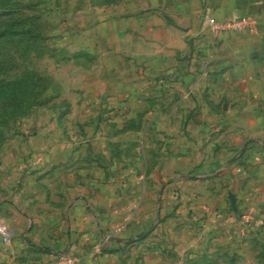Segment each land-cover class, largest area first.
<instances>
[{
  "label": "crops",
  "instance_id": "obj_1",
  "mask_svg": "<svg viewBox=\"0 0 264 264\" xmlns=\"http://www.w3.org/2000/svg\"><path fill=\"white\" fill-rule=\"evenodd\" d=\"M129 2L85 15L71 69L52 85L67 110L33 115L41 159H22L25 144L4 166L0 264L73 251L76 264H110L92 256L114 243L103 232L144 231L157 212L200 251L264 237V0ZM244 15L256 31L207 25Z\"/></svg>",
  "mask_w": 264,
  "mask_h": 264
},
{
  "label": "rangeland",
  "instance_id": "obj_2",
  "mask_svg": "<svg viewBox=\"0 0 264 264\" xmlns=\"http://www.w3.org/2000/svg\"><path fill=\"white\" fill-rule=\"evenodd\" d=\"M129 3V0H0V31L8 34L5 38L0 37V78L8 79L30 71L42 77V80H36V84L41 86L40 81L47 83L40 92L42 103L31 104L24 114L4 111L0 100V199L6 193L1 177L7 160L17 157L21 151L19 147L25 144L29 147L21 154L22 159L28 156L37 159L40 155H31L30 149L34 144L35 130L41 125L33 116L36 110L47 105L54 111L67 110V103L59 99L54 90L56 87L53 89L52 85L63 81L71 69L68 62L79 51L75 46L84 39L85 15H94L91 13H97L102 4L125 11L130 8ZM67 120L71 121L70 118ZM67 138L77 141L70 135ZM62 140L66 141L65 138ZM248 215L241 213L244 223L250 219ZM164 216L157 212L144 231L119 233L120 230L114 228L106 229L103 232L105 239L113 238L114 243L105 248L101 244L92 256L105 252L110 257V264H264V237L258 242L253 241L250 246L213 254L200 251L203 249L201 245L200 248L190 246L184 240L179 243L174 234L161 226ZM195 230L199 234L200 230ZM96 235L103 238L98 231ZM73 254L78 257L74 251Z\"/></svg>",
  "mask_w": 264,
  "mask_h": 264
},
{
  "label": "trees",
  "instance_id": "obj_3",
  "mask_svg": "<svg viewBox=\"0 0 264 264\" xmlns=\"http://www.w3.org/2000/svg\"><path fill=\"white\" fill-rule=\"evenodd\" d=\"M6 35L8 34L4 30L0 31V37L5 38ZM37 79L42 80L41 75H33L30 71L27 74L23 72L8 79L0 78V100L3 101V110L21 115L27 111L31 104L42 103L39 96L42 87L46 88L47 83L40 81V85H42L39 86V84H36ZM38 87L40 88L39 91L37 90Z\"/></svg>",
  "mask_w": 264,
  "mask_h": 264
},
{
  "label": "built area",
  "instance_id": "obj_4",
  "mask_svg": "<svg viewBox=\"0 0 264 264\" xmlns=\"http://www.w3.org/2000/svg\"><path fill=\"white\" fill-rule=\"evenodd\" d=\"M208 28L212 31H228L233 30L237 32H254L257 30L256 19L251 15H244L233 18H215L209 16L207 18ZM41 156L37 157L39 161ZM7 233L5 222L0 219V235ZM78 258L70 252L60 253L49 264H75Z\"/></svg>",
  "mask_w": 264,
  "mask_h": 264
}]
</instances>
